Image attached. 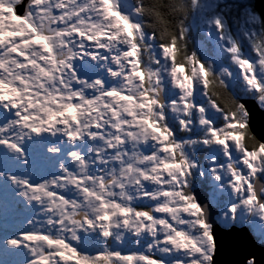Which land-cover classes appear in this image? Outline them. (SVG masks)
<instances>
[{
	"label": "snow or ice",
	"instance_id": "1",
	"mask_svg": "<svg viewBox=\"0 0 264 264\" xmlns=\"http://www.w3.org/2000/svg\"><path fill=\"white\" fill-rule=\"evenodd\" d=\"M249 101L252 0H0V264H217L257 226L264 248Z\"/></svg>",
	"mask_w": 264,
	"mask_h": 264
},
{
	"label": "water",
	"instance_id": "2",
	"mask_svg": "<svg viewBox=\"0 0 264 264\" xmlns=\"http://www.w3.org/2000/svg\"><path fill=\"white\" fill-rule=\"evenodd\" d=\"M253 5L258 11L264 10V0H253ZM248 106L253 112V125L259 131L264 126V113L258 111L250 101L248 102ZM225 231L223 228H219L220 233H224ZM233 241L243 246L237 248L232 243ZM248 253H254L258 264H264V249L256 244L248 229H245L244 234L240 236L228 232L222 237V248L218 254L217 264H239V261Z\"/></svg>",
	"mask_w": 264,
	"mask_h": 264
},
{
	"label": "rangeland",
	"instance_id": "3",
	"mask_svg": "<svg viewBox=\"0 0 264 264\" xmlns=\"http://www.w3.org/2000/svg\"><path fill=\"white\" fill-rule=\"evenodd\" d=\"M252 2H253V0H252ZM248 230H249V232L252 234V236H253V238H254V240H255V232L258 230V226H257V228L256 229H253V228H251V227H249V228H247ZM256 244L258 245V246H260L259 244H258V242H256ZM264 249V248H263Z\"/></svg>",
	"mask_w": 264,
	"mask_h": 264
}]
</instances>
